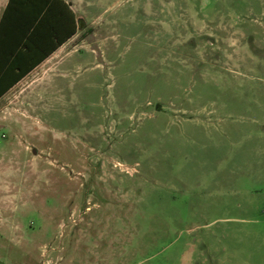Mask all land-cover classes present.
Instances as JSON below:
<instances>
[{"label": "rangeland", "instance_id": "obj_1", "mask_svg": "<svg viewBox=\"0 0 264 264\" xmlns=\"http://www.w3.org/2000/svg\"><path fill=\"white\" fill-rule=\"evenodd\" d=\"M68 2L0 98V264H264V0Z\"/></svg>", "mask_w": 264, "mask_h": 264}, {"label": "trees", "instance_id": "obj_2", "mask_svg": "<svg viewBox=\"0 0 264 264\" xmlns=\"http://www.w3.org/2000/svg\"><path fill=\"white\" fill-rule=\"evenodd\" d=\"M82 25L83 21L76 22L62 0H9L0 20V37L12 43L10 69L17 72L13 78L7 77L8 71L0 76V97L74 36ZM46 43L48 48L42 52L40 45Z\"/></svg>", "mask_w": 264, "mask_h": 264}, {"label": "crops", "instance_id": "obj_3", "mask_svg": "<svg viewBox=\"0 0 264 264\" xmlns=\"http://www.w3.org/2000/svg\"><path fill=\"white\" fill-rule=\"evenodd\" d=\"M8 1L9 0H0V20H1V17L3 15V12H4L7 4H8ZM62 1L68 6L70 11H72V13L74 14L75 20L77 22V16H76V14H75V12L73 10V6L68 2V0H62ZM48 45L49 44H47V43L40 45L41 46V51L45 52V50H47V48H48ZM63 45H61V46H63ZM60 47L58 49H60ZM11 50H12L11 41L6 39L5 37H0V76H4L5 72L8 71L10 73L7 74V77L8 78H13L15 76V72H17V71L12 72L11 69H10L11 56L9 55V53L11 52ZM57 50H55L52 54H50V56H48L45 60H43L40 64H38L30 72H28L23 78H21V80H19L16 84H14L2 97L7 95L11 90L16 88L18 85L22 84L28 78L33 77L34 76V72L36 70H38L41 66H43L57 52ZM38 52H40V50ZM22 66L24 68V66H25L24 63H23ZM4 84H6V83H3V85ZM2 97H0V98H2Z\"/></svg>", "mask_w": 264, "mask_h": 264}]
</instances>
